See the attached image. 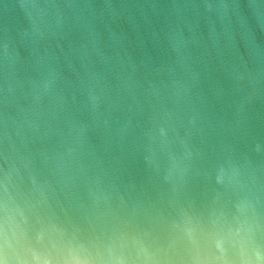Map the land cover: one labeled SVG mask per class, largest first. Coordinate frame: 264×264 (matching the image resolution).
Listing matches in <instances>:
<instances>
[{"label": "clouds", "instance_id": "1", "mask_svg": "<svg viewBox=\"0 0 264 264\" xmlns=\"http://www.w3.org/2000/svg\"><path fill=\"white\" fill-rule=\"evenodd\" d=\"M21 8L29 42L0 39V264H264V60L245 0ZM134 8L151 16L171 61L157 73L171 105L159 134L173 115L191 129L183 158L161 168L145 156L135 177L57 94L65 42L96 68L92 31L102 36L105 21ZM201 20L200 34L186 38ZM37 50L47 59L37 63ZM98 88L87 83L94 108L105 96ZM209 106L223 128L219 148L197 141Z\"/></svg>", "mask_w": 264, "mask_h": 264}, {"label": "water", "instance_id": "2", "mask_svg": "<svg viewBox=\"0 0 264 264\" xmlns=\"http://www.w3.org/2000/svg\"><path fill=\"white\" fill-rule=\"evenodd\" d=\"M108 2L146 5L159 0ZM245 2L250 6V16L244 22L257 37L254 42L257 59L264 60V0ZM22 3L23 0H0V39L9 37L29 42L24 35L27 22ZM144 11L146 13L147 9ZM204 27V21L194 22L183 29L184 36H198ZM90 40L96 68L87 63L80 44L69 38L60 54L61 87L57 89V94L71 105L72 115L86 127V135L95 139L98 149L118 157L127 174L133 177L142 174L146 167L145 156H151L161 168L183 158L184 142L190 141L191 131L186 122L174 115L168 117L166 134H159V126L171 105L162 99L157 73L166 71L171 61L160 49L151 16L142 15L134 8L123 16L105 21L102 36H97L93 30ZM45 59V54L37 50L35 61ZM91 81L99 86L98 90L105 91L95 108L87 92V83ZM2 99L0 97V101ZM207 112V120L197 125V141L204 148H219L223 128L216 110L209 106Z\"/></svg>", "mask_w": 264, "mask_h": 264}]
</instances>
